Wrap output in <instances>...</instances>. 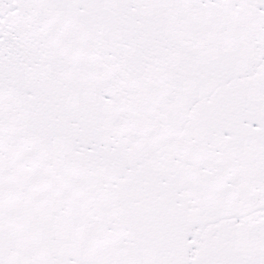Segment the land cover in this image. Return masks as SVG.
I'll list each match as a JSON object with an SVG mask.
<instances>
[{"label":"snow or ice","instance_id":"snow-or-ice-1","mask_svg":"<svg viewBox=\"0 0 264 264\" xmlns=\"http://www.w3.org/2000/svg\"><path fill=\"white\" fill-rule=\"evenodd\" d=\"M0 264H264V0H0Z\"/></svg>","mask_w":264,"mask_h":264}]
</instances>
